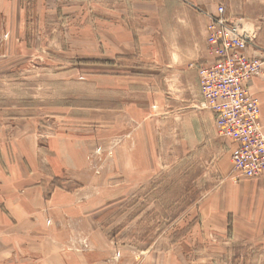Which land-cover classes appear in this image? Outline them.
<instances>
[{
    "label": "rangeland",
    "instance_id": "1",
    "mask_svg": "<svg viewBox=\"0 0 264 264\" xmlns=\"http://www.w3.org/2000/svg\"><path fill=\"white\" fill-rule=\"evenodd\" d=\"M249 3L0 0V207L8 214L0 238L17 236L16 245L0 249L15 248L13 264H264V174L254 180L258 204L252 196L236 203L245 178L234 179L232 140L220 134L212 111L199 108V89L146 92L159 108L144 107L147 120L127 125L122 105L134 96L104 74L107 68L119 76L120 63L125 74L127 62L150 54L158 37L165 39L169 15L186 18L177 5L213 14L223 4L247 16ZM20 6L16 23L8 13ZM130 39L131 46L119 44ZM109 61L116 65L103 67ZM62 133L78 141L79 153L84 141L93 142L84 158L89 180H61L75 189L74 203L29 206L27 214L18 197L28 181L4 151L21 156L32 135L46 159L52 136ZM41 210L46 222L32 228Z\"/></svg>",
    "mask_w": 264,
    "mask_h": 264
},
{
    "label": "crops",
    "instance_id": "2",
    "mask_svg": "<svg viewBox=\"0 0 264 264\" xmlns=\"http://www.w3.org/2000/svg\"><path fill=\"white\" fill-rule=\"evenodd\" d=\"M248 2H251V0H248ZM261 2L263 3L260 4L257 3L256 0H253V3H249L248 11L245 12L247 16H244L245 14L241 12V7L240 11H234L231 13H228L226 8V16L230 20L244 18L259 26V34L256 43L255 45L250 46L247 50L248 55L251 57H264V0H261ZM177 7L178 9H181L186 18L181 19L176 18V15H172V17L169 15L170 19L165 22V39H160V37H158L159 45L155 46V43H153L150 54L144 53L143 59L141 57L140 61H136L135 63H131L130 61L127 62L130 63V65L125 66L127 70L124 71L125 74H122L124 65L120 63V68H122V70L118 72L119 76H116L117 74H114V72L108 71L107 68H104V74H106L105 78L116 79L120 82L119 91L129 92L134 96V99L127 96L128 100H126V102L122 105V107H124L125 117L120 115V118L121 120H124L127 125H137L136 122H131V120H147V114H143L144 107L150 109L153 105L158 106L155 103L157 100L144 94L146 92L149 94L162 91L190 92L197 88L200 91V103L202 101L197 66L198 64H206L211 60L209 54L207 53V24L209 22L210 14L206 13V11L204 13H197L183 5H181L180 8L179 5H177ZM208 7L209 11H215V7L213 5L210 4ZM34 9L38 10V12L41 11L39 7ZM24 10V6H20V8L16 9V11L9 12L8 15L13 17V21L19 23L21 22L20 17L22 16ZM170 13L171 11L169 14ZM215 13H217V11ZM122 26L125 27L123 23L120 22L119 35L123 37L127 33ZM131 39L133 38L131 37ZM131 39L128 42L127 40L119 42V44L124 43L131 46L134 44ZM55 41H59V39H56ZM119 51H125V53L128 54H132L134 52V50L128 51L124 49L123 46ZM197 59L198 63H193ZM107 64L114 63L109 61L106 64H103V67ZM108 68L110 69L112 66ZM131 68L135 71H129ZM148 70L150 71V74L146 75L145 73H142L143 71ZM249 84L252 92L260 99L262 122L264 123V68L262 74L255 76ZM135 96L141 99L137 100ZM200 103L199 108L202 109V107H200ZM179 105H183V103L178 104V106ZM171 106L174 108V104ZM179 109H183V107H180ZM213 117L215 119L214 114ZM70 136V134L63 135V133L62 135L57 134L52 136L49 141L48 149L45 150L46 153H44L46 159L42 158V150H39L40 146L38 147L36 140L32 135L29 139H24L21 143V147L23 148L21 156L14 155V158H11V153L8 149H5L4 153L7 161L10 163L12 162L14 171L19 174V178L27 179L28 181V183L24 186L26 187L24 192H21V195L18 197V203L21 204V206H26L25 210L27 211V214L30 213L28 211L29 206L35 207L37 205L49 203L48 208L54 209V207H50V204L65 207L66 205L74 203L73 196L70 194H72L75 189H66L59 186V182L61 180L63 183H66L65 181L71 182L82 180L87 182L89 180V175L86 174L88 163L85 162L84 158L86 159L88 150L93 147V142L90 143L89 140L86 142L84 141V143H82V151L79 153L78 141H74ZM232 145L234 147L233 141ZM120 152L125 157L127 156V153H129L127 150ZM3 172L4 165L0 163L1 176L2 174L5 175ZM254 180L258 179L245 178L244 180L242 179L237 182L239 186L236 189V192L237 190L239 192L243 191L241 192L243 195L239 196L238 193H233L236 203H239L240 199L245 202L246 196L248 199L252 196L254 197V202L252 201V203L258 204L259 198L257 199L256 197L257 191L260 190L259 188L257 190L258 183L257 181L254 182ZM251 188L254 189L253 192H250ZM262 188L264 189V182H262ZM46 191L49 192V195L44 196ZM7 215V212L0 207V220L3 222L7 221ZM46 217V213L41 210L38 214L39 220L37 223L32 222V228L36 226L42 227L41 224H44V221L46 222ZM247 218L249 219V217ZM32 221L34 220L32 219ZM11 222L14 223L13 220ZM50 224H52V222ZM2 230L3 229H1L0 226V233ZM16 237V235L12 234L8 237V239L5 237L0 238V245L5 244L6 241L16 245ZM13 249L9 252L6 247L0 249V264H13V262H15L10 259ZM5 258H7V260H5Z\"/></svg>",
    "mask_w": 264,
    "mask_h": 264
},
{
    "label": "built area",
    "instance_id": "3",
    "mask_svg": "<svg viewBox=\"0 0 264 264\" xmlns=\"http://www.w3.org/2000/svg\"><path fill=\"white\" fill-rule=\"evenodd\" d=\"M258 27L244 18L230 20L225 6L219 5L207 24L211 60L197 66L200 107L212 111L220 134L234 143L231 161L236 180L264 174V123L260 99L249 84L262 74L264 57L247 53L256 43Z\"/></svg>",
    "mask_w": 264,
    "mask_h": 264
}]
</instances>
